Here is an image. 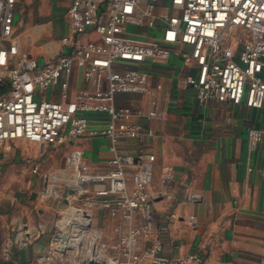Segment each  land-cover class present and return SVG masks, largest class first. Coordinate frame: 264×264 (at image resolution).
<instances>
[{"label": "built area", "instance_id": "obj_1", "mask_svg": "<svg viewBox=\"0 0 264 264\" xmlns=\"http://www.w3.org/2000/svg\"><path fill=\"white\" fill-rule=\"evenodd\" d=\"M158 1L70 0V35L60 37L59 53L42 62L14 49L21 25L19 0H0V149L18 140L54 148L81 139L110 140V169L105 174L93 172L77 148L66 160L77 177L70 201L78 205L67 223L76 229L74 238L83 240L77 246L70 238L66 243L58 225L52 238L56 264L204 263L197 252L166 257L160 239L141 247L140 241L155 228L149 192L155 156L142 150L124 152L121 142L150 136L152 131L143 124L152 123L159 113L120 105L118 97H155L162 85L153 82L144 63L167 60L173 46L188 45L196 74L186 84L198 105L245 103L262 109L264 0H170L171 12L161 15L156 13ZM129 26L156 30L159 36L143 43L130 38ZM76 66L85 86L71 95L70 76ZM247 135L252 147L264 143L263 129L251 128ZM38 170L35 166L33 172ZM102 184L106 188L94 190ZM95 208L120 214L110 244L93 226L90 212ZM10 247L3 252L5 261Z\"/></svg>", "mask_w": 264, "mask_h": 264}, {"label": "crops", "instance_id": "obj_2", "mask_svg": "<svg viewBox=\"0 0 264 264\" xmlns=\"http://www.w3.org/2000/svg\"><path fill=\"white\" fill-rule=\"evenodd\" d=\"M34 3L38 5L37 15L44 3V15L27 24L17 42L31 58L47 62L60 51L58 39L37 40V37L70 35L67 14L70 0H19V8L27 10ZM171 10L170 0L158 1L157 14H169ZM63 18L68 22L66 27L52 25ZM128 29L133 32L130 38L143 43L152 42L149 36H159L156 30L135 26ZM171 49L169 59H149L144 63L153 82L162 85L155 97H118L120 105L159 113L152 123L143 124L145 130L152 131L150 136L141 141L121 142L124 152L134 154L142 150L155 156L149 186L155 228L140 245L147 248L160 239L166 257L180 258L197 252L203 256V264H263L264 143L252 147L247 132L251 128L264 130V107L252 109L245 103L198 105L186 84V79L196 74L192 47L177 45ZM70 80V93L74 95L85 86L81 68L74 67ZM109 146L107 138L81 139L72 146L57 148L18 140L0 149V262L55 263L52 246L55 229L59 225L60 230L68 232L69 227L68 217L61 223L55 215L63 218L65 212L78 205L68 196L62 201L53 199L55 189L59 192L61 187L55 188L56 181L52 178L51 181L48 176L44 178L41 168L43 164L57 166L56 156L49 150L68 153L77 148L93 172L105 174L110 169ZM35 166L39 167L36 173ZM104 187L95 186L94 190ZM99 210L90 212L93 226L110 244L116 226L113 230L103 226L100 220L110 215L106 213L109 211H100L101 216ZM173 214L176 219L171 218ZM116 216L118 225L120 214L117 212ZM21 241L27 244L22 245ZM8 245H11L10 259L5 261L3 252Z\"/></svg>", "mask_w": 264, "mask_h": 264}, {"label": "rangeland", "instance_id": "obj_3", "mask_svg": "<svg viewBox=\"0 0 264 264\" xmlns=\"http://www.w3.org/2000/svg\"><path fill=\"white\" fill-rule=\"evenodd\" d=\"M37 7H38L37 3H34L31 6V8L28 7L27 10L26 9H22L21 10V27L19 29V32L17 34L18 35L17 37H21L25 33V31L27 29L26 25L27 24H30L32 22V20L35 19V21H36L38 19V21H39L40 17H43L44 11H45L44 3H41L40 9L38 10V15L36 14ZM68 22H67V20L65 21L64 18H63V19H61L60 21H57V22L53 21L52 22V25L54 27L55 26H58V25H61L63 27H66L67 24H68ZM32 34H31V37L33 39H35L34 36H33L34 34L33 35ZM55 36H56L55 34L54 35L44 34V35H41L40 37H37V40L45 39V38H51L50 40L55 41L56 39H59L58 38L59 36H57V37H55ZM19 39L20 38H18L17 41H19ZM37 45L38 44L36 42L35 43V47H37ZM16 46L14 47V49L17 50V52H18V54L20 56H27V57H30V58L32 57L31 55H29V53L26 50H24V49L21 48L19 42H18V44H16ZM49 151L51 152V154L52 153L55 154V156H56L55 159H56V162H57V166L50 165V164L49 165L46 164L44 166V164H43V166L41 168H42L43 174H45L44 178L46 176H48L49 181H51V178H52V181L54 183L56 181V183L54 184L55 185V188H56L57 185L58 186L60 185V187H61V190H59V192L57 191L58 188L55 189L57 195L55 194L54 197H53V199H55L56 201H62V198H66V196H68V199L71 200L72 199V195H74V193L71 192V190L72 191L75 190V187L77 186V177L73 173V171L66 164V160L69 157V154H70L71 151H69L67 153V151L66 152L65 151H57L56 149H53V148L50 149ZM52 186H53V184H52ZM51 188H53V187H51ZM73 209H70L69 211L65 212L64 213V216H63V219H64V217L65 218L68 217L69 214L72 215V216H74ZM100 211H102V212L103 211H109V212H106V213H109L110 217H108V219L106 217H104L100 221H101L102 225L105 226L107 229H109V230L112 229L113 230L114 227L117 226V216H116V213L117 212L114 211V210H105V209H101L100 208L99 215H101L100 214L101 213ZM61 218H62V216L55 215V219H57V221L58 220L60 221ZM91 218H92V215H91ZM94 228L97 229L95 226H94ZM103 241L106 243L107 240L106 241L103 240ZM54 264H56V263H54Z\"/></svg>", "mask_w": 264, "mask_h": 264}, {"label": "bare ground", "instance_id": "obj_4", "mask_svg": "<svg viewBox=\"0 0 264 264\" xmlns=\"http://www.w3.org/2000/svg\"><path fill=\"white\" fill-rule=\"evenodd\" d=\"M69 219H72V217L71 216H68L67 220H69ZM61 231L64 233V236H67V238H68V240L65 241L66 243L69 241V238H70V244L71 245H74V246H77L78 244H80L82 242V240H81L82 238H79V237L75 240L74 236L75 235H78V234L75 233L76 232V229L73 226L68 227V229H67L68 232H65L64 231V228H62ZM74 240H75V242H74ZM58 252H59V250H58Z\"/></svg>", "mask_w": 264, "mask_h": 264}, {"label": "water", "instance_id": "obj_5", "mask_svg": "<svg viewBox=\"0 0 264 264\" xmlns=\"http://www.w3.org/2000/svg\"><path fill=\"white\" fill-rule=\"evenodd\" d=\"M71 192H72V190H71ZM71 192H70V193H71ZM62 239H63V241H67V240H68L67 236H63ZM0 264H10V263H7V262H0ZM90 264H97V263H95V262L92 261Z\"/></svg>", "mask_w": 264, "mask_h": 264}]
</instances>
